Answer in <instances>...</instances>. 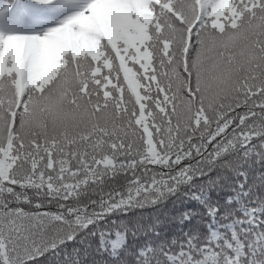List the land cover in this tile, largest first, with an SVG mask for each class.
Listing matches in <instances>:
<instances>
[{"label":"snow or ice","instance_id":"1","mask_svg":"<svg viewBox=\"0 0 264 264\" xmlns=\"http://www.w3.org/2000/svg\"><path fill=\"white\" fill-rule=\"evenodd\" d=\"M257 166L264 0H0V264H264Z\"/></svg>","mask_w":264,"mask_h":264},{"label":"trees","instance_id":"2","mask_svg":"<svg viewBox=\"0 0 264 264\" xmlns=\"http://www.w3.org/2000/svg\"><path fill=\"white\" fill-rule=\"evenodd\" d=\"M260 171H264V169L259 168V166H257V172L256 174L258 175ZM43 211H56V207L54 204L49 205L47 203V201H45V207L44 209H42ZM152 214L155 215V213H151V210H149L148 212L145 213V217H147V215ZM180 233V229L177 228H172L171 230L169 229H165L162 233H161V238L162 239H167V240H171L177 237V235Z\"/></svg>","mask_w":264,"mask_h":264}]
</instances>
